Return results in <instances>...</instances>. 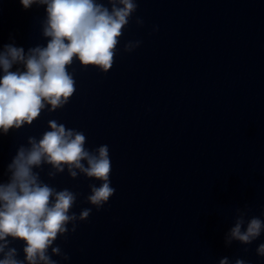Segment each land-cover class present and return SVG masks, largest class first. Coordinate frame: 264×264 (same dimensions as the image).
<instances>
[{
    "label": "water",
    "instance_id": "95a60500",
    "mask_svg": "<svg viewBox=\"0 0 264 264\" xmlns=\"http://www.w3.org/2000/svg\"><path fill=\"white\" fill-rule=\"evenodd\" d=\"M45 17L44 7L0 0V50L46 46ZM128 40L142 44L126 53ZM69 71L76 92L67 105L0 132L5 181L17 148L50 130L49 120L84 132L89 149L109 146L116 192L99 211L85 198L100 181L72 179L67 170L49 179L48 166L41 172L58 190L80 194L72 211L92 208L67 242L56 241L71 260L53 259L219 264L227 256L264 264L255 251L264 234L248 246L224 243L237 207L264 219V0H139L113 68L105 74L76 60ZM11 246L23 259L24 242Z\"/></svg>",
    "mask_w": 264,
    "mask_h": 264
},
{
    "label": "clouds",
    "instance_id": "9594fccd",
    "mask_svg": "<svg viewBox=\"0 0 264 264\" xmlns=\"http://www.w3.org/2000/svg\"><path fill=\"white\" fill-rule=\"evenodd\" d=\"M27 10L33 5L44 7L42 36L47 43L29 48L12 43L0 50V132L19 130L32 125L45 110L55 112L67 105L76 92L74 71L76 60L84 67H95L108 73L115 63L118 45L138 11L139 0H20ZM135 23L144 26L137 16ZM154 26L153 31H158ZM141 40H128L124 52L132 53ZM15 67V70L14 69ZM37 138L28 137L6 168L7 180L0 179V264H60L53 257L70 261L71 256L56 241L77 231L79 222L87 221L92 208L72 211L80 194L68 188L58 190L41 179H55L65 173L72 179L83 175L100 181L89 185L85 200L97 211L108 204L116 189L111 184L112 162L108 145L89 149L84 132L68 128L56 120ZM250 206L235 209L234 224L225 232L224 243L252 245L264 234V219L249 218ZM71 225V228H69ZM11 237V240H9ZM23 241L24 258L11 246ZM51 250V251H49ZM243 251L248 252L244 247ZM256 255L264 258V243L256 247ZM219 264H232L229 257ZM234 264H247L237 257Z\"/></svg>",
    "mask_w": 264,
    "mask_h": 264
}]
</instances>
